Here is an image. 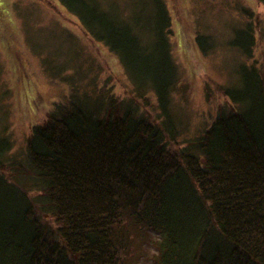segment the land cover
I'll use <instances>...</instances> for the list:
<instances>
[{
    "label": "trees",
    "instance_id": "trees-1",
    "mask_svg": "<svg viewBox=\"0 0 264 264\" xmlns=\"http://www.w3.org/2000/svg\"><path fill=\"white\" fill-rule=\"evenodd\" d=\"M56 3L118 58L140 100L152 108L154 98L156 119L134 101L117 105L80 87L87 54L71 50V63L59 65L55 51L35 53L72 93L52 100L23 154L9 125L0 132V264H130L134 230L144 227L160 236L158 264H264V32L258 59L254 13L242 8L249 22L231 40L244 57L237 79L219 86L224 101L212 121L179 143L170 103L181 77L164 0L142 20L120 3ZM12 7L24 12L21 0H0L7 31L17 33ZM195 33L209 55L212 37ZM12 73L6 93L19 89L18 74L24 81L21 67Z\"/></svg>",
    "mask_w": 264,
    "mask_h": 264
},
{
    "label": "rangeland",
    "instance_id": "rangeland-1",
    "mask_svg": "<svg viewBox=\"0 0 264 264\" xmlns=\"http://www.w3.org/2000/svg\"><path fill=\"white\" fill-rule=\"evenodd\" d=\"M18 1L11 0L12 3ZM33 1L21 0L24 12L16 7L9 9L17 21V33L7 31L5 18L0 12V48L4 44L5 48L11 50L9 55L0 50V132L9 125L7 129L14 141V152L21 150L24 153L33 124L43 121L55 101L63 102L62 98L72 93L59 83L57 87L44 72L41 63L44 55L38 57L35 54L43 48L55 51L59 65L71 63L72 60L67 59L71 50H75L79 56L87 54L91 62L86 61L82 68H78L85 75L81 80L83 86L80 87L89 95L95 91L105 96L111 94L116 97L117 105L123 101H134L135 106L145 112L147 117L156 119L154 98L147 95L150 96L152 108L139 99L136 88L118 58L102 43H96L85 35L78 19L65 12L56 0ZM97 1L113 9L120 3L124 8L123 13H130L142 20L147 14L145 12L156 11L157 2L162 0ZM164 3L173 21L172 51L181 77V82L172 93L170 114L178 135L181 134L178 141L183 143L198 134L215 117L217 107L224 101L219 86H226L227 82L231 84L237 79L236 69L244 57L237 48L231 46V40L235 30L244 28L249 22L248 13H243L242 8L254 13L257 38L254 53L258 59L261 58L264 6L256 0H164ZM196 30L212 37L215 47L209 55H203L197 46ZM20 67L24 81L18 74L19 89L13 87L10 92H4L11 85L12 71ZM207 87L213 96L211 100L207 95ZM12 182H16V185L26 184L25 179ZM31 197L35 198L36 195L32 194ZM36 206L37 213L39 205ZM134 232L135 250L130 264H158L157 244L160 236L145 227Z\"/></svg>",
    "mask_w": 264,
    "mask_h": 264
}]
</instances>
